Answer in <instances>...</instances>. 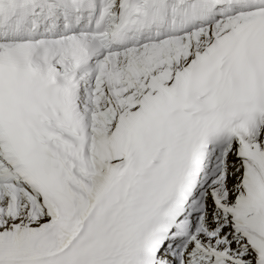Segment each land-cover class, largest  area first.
Masks as SVG:
<instances>
[{"label":"snow or ice","instance_id":"snow-or-ice-1","mask_svg":"<svg viewBox=\"0 0 264 264\" xmlns=\"http://www.w3.org/2000/svg\"><path fill=\"white\" fill-rule=\"evenodd\" d=\"M0 264H264V0H0Z\"/></svg>","mask_w":264,"mask_h":264}]
</instances>
